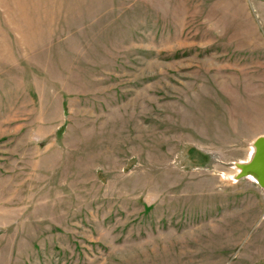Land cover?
Listing matches in <instances>:
<instances>
[{"label": "rangeland", "instance_id": "374dc122", "mask_svg": "<svg viewBox=\"0 0 264 264\" xmlns=\"http://www.w3.org/2000/svg\"><path fill=\"white\" fill-rule=\"evenodd\" d=\"M264 0H0V264H264Z\"/></svg>", "mask_w": 264, "mask_h": 264}, {"label": "water", "instance_id": "95a60500", "mask_svg": "<svg viewBox=\"0 0 264 264\" xmlns=\"http://www.w3.org/2000/svg\"><path fill=\"white\" fill-rule=\"evenodd\" d=\"M253 154L250 160L244 164L236 165L237 180L250 177L261 189H264V137H257L253 143Z\"/></svg>", "mask_w": 264, "mask_h": 264}, {"label": "bare ground", "instance_id": "6f19581e", "mask_svg": "<svg viewBox=\"0 0 264 264\" xmlns=\"http://www.w3.org/2000/svg\"><path fill=\"white\" fill-rule=\"evenodd\" d=\"M252 154H253V147L250 148V155L252 156ZM251 156H249L248 160H250Z\"/></svg>", "mask_w": 264, "mask_h": 264}]
</instances>
